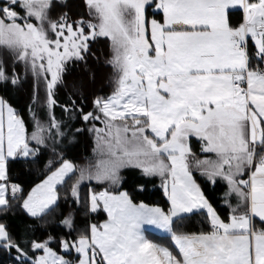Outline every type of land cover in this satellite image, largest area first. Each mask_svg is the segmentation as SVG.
I'll list each match as a JSON object with an SVG mask.
<instances>
[{"label":"snow or ice","instance_id":"1","mask_svg":"<svg viewBox=\"0 0 264 264\" xmlns=\"http://www.w3.org/2000/svg\"><path fill=\"white\" fill-rule=\"evenodd\" d=\"M84 5L74 19L68 0H0V87L34 81L28 120L0 95V264H264V0ZM99 38L110 40L111 91L85 110L82 84L65 77ZM86 133L92 155L67 158ZM193 137L212 155L197 158ZM16 159L43 165L39 183L12 181ZM134 169L129 184L123 173ZM194 170L226 181L227 218ZM153 177L166 207L135 198ZM14 209L18 230L5 220ZM201 212L208 230L186 231ZM54 224L66 232L54 235Z\"/></svg>","mask_w":264,"mask_h":264},{"label":"trees","instance_id":"2","mask_svg":"<svg viewBox=\"0 0 264 264\" xmlns=\"http://www.w3.org/2000/svg\"><path fill=\"white\" fill-rule=\"evenodd\" d=\"M70 9L66 8L63 11H70L71 16L74 19H79L81 15L87 16V9L84 5V0H68ZM55 15V14H54ZM242 12L236 11L233 16V22H238L241 19ZM156 17L158 19L162 18L161 13H157ZM251 44V41H250ZM91 50L95 56H88L87 63L74 62L70 63L69 71L65 79L69 85L76 84L79 87L82 84L83 95L87 98L88 110L91 107L92 99L95 95L107 94L111 91V73L112 69L110 66H107L106 60L110 57V40L108 38H99L97 41L91 43ZM97 57L99 59H97ZM9 63L11 59L9 58ZM11 70V69H9ZM16 70L23 73V65H17ZM94 75V78H93ZM34 81L29 76L28 80L23 83L21 87L12 88V87H0V95L5 96L15 107L21 110L22 115L25 119L28 120V113L26 111L27 105L30 103V98L33 92ZM75 90V89H69ZM65 89H59V98L61 101L66 99ZM41 98L43 97V89L41 87L40 91ZM59 113V109H57ZM29 129L31 130V122L29 121ZM191 145L194 150L199 155H202L200 152L201 142L192 139ZM93 139L90 134L86 133L83 136L79 137V142L76 143L68 152V157L73 159L75 162L83 163L84 155L91 153L93 148ZM47 159V156L45 157ZM43 165L36 164L32 165L24 159H16L10 162L9 165V175L12 181L24 185L25 188L30 189L36 183H39L40 179L43 178ZM125 176L129 177V184L135 182V178L140 175L138 169L134 170H125ZM198 177L205 194L208 196L210 201L217 206L220 214L227 218L230 214V210L223 205V194L227 191V185L223 181H217L215 185L210 183L205 178ZM151 182L148 183V191L145 194H137L136 199L143 200L146 203H159L162 207L167 206V198L163 195L162 190L158 186V179L150 178ZM93 187H99L93 185ZM127 187V185H126ZM64 205H62V208ZM23 213L19 209H14L13 212L9 213L5 218L6 222L9 223L13 228L19 229V221L23 219ZM107 218L104 212L97 213L94 217L91 218V222H102ZM88 222L83 213L78 217L77 223L83 227L85 223ZM258 226L260 225L259 219H256ZM186 231H198V230H208V225L204 213H199L198 215L191 216L188 220L185 221ZM52 233L54 235L63 234L66 232V229L60 225H52ZM151 238L155 241H160V237L157 234H151ZM56 247L55 245H53ZM60 250V249H57Z\"/></svg>","mask_w":264,"mask_h":264},{"label":"rangeland","instance_id":"3","mask_svg":"<svg viewBox=\"0 0 264 264\" xmlns=\"http://www.w3.org/2000/svg\"><path fill=\"white\" fill-rule=\"evenodd\" d=\"M158 13V12H157ZM157 18V17H156ZM158 19V18H157ZM30 130V129H29ZM92 155V151H91V153H87V154H85L84 155V158L85 157H88V156H91ZM75 162V161H74ZM79 163V162H78ZM196 172H197V175L199 176V175H201V173H200V171H198V170H194L193 171V175H194V177L196 178V180H197V183H199L200 184V186H201V188L203 189V187H202V185H201V183H200V181H199V179H198V177H196ZM125 175V174H124ZM199 177H202V178H205L206 179V177H204V176H199ZM153 178H156V179H158V186L160 185V183H161V181H160V178L159 177H153ZM207 180V179H206ZM217 180H221V179H217ZM225 183H226V181H224ZM227 184V183H226ZM106 186V185H105ZM204 190V189H203ZM233 203H235V202H233ZM101 212H103V211H101ZM105 213V212H104ZM106 214V213H105ZM107 216V215H106ZM156 234L153 230H151V229H148L147 231H146V235L148 236V238L149 239H152L151 238V234ZM153 240V239H152ZM155 241V240H154ZM75 257V254H73V257L72 258H74Z\"/></svg>","mask_w":264,"mask_h":264},{"label":"crops","instance_id":"4","mask_svg":"<svg viewBox=\"0 0 264 264\" xmlns=\"http://www.w3.org/2000/svg\"><path fill=\"white\" fill-rule=\"evenodd\" d=\"M193 138L199 141L198 138H196V137H193ZM193 138H191V140H192ZM200 148H201V147H200ZM192 149H193V152L196 154V157H197V158H200V159H203L205 155H212V154H204V153H202V155H199V154L196 152V150H194V148H192ZM200 152H201V150H200ZM196 174H197V172H196ZM199 176H201V175H199ZM206 179H207V178H206ZM217 181H223V180H217ZM223 182H224V181H223ZM225 184H226V183H225ZM226 185H227V184H226ZM232 202H235L234 198H233V201H232ZM256 219H259V218H256Z\"/></svg>","mask_w":264,"mask_h":264}]
</instances>
